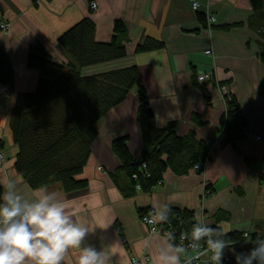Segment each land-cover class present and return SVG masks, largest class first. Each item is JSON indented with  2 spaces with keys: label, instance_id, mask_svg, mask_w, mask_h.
<instances>
[{
  "label": "crops",
  "instance_id": "1",
  "mask_svg": "<svg viewBox=\"0 0 264 264\" xmlns=\"http://www.w3.org/2000/svg\"><path fill=\"white\" fill-rule=\"evenodd\" d=\"M92 1L98 4L96 11L90 8ZM197 1L195 10L191 0H0V18L10 23L9 32L0 33V43L13 70L12 84L0 83L3 195L10 180L17 182V191L28 201L43 191L32 189L16 172L18 147L10 128L19 96L33 93L40 80V73L27 67L29 48L39 43L55 63L66 64L68 59L57 40L84 18L95 24L94 40L98 43L112 40L116 21L127 30V56L85 72L136 66L156 127L162 129L169 122H177L180 137L195 131L198 139L210 146V160L202 173L194 170L176 176L168 171L150 193L138 190L126 198L112 181L121 164L111 145L113 140L126 137L133 158L140 160L142 156L136 91L97 123L90 158L78 176L87 181V187L73 193H65L59 185L46 189L55 192L58 200L68 202L77 212L75 219L93 229L82 247L91 244L103 249L111 257V264H128L133 258L158 264L159 251L173 244L160 225L152 231L143 223L140 209L150 210L149 215L159 221L168 205L171 210L193 212L196 223L204 221L206 226H216L227 234L248 232L264 239V65L258 56L262 41L248 25L253 15L248 0ZM199 12L206 14L208 27L198 20ZM208 16L215 18L211 25ZM146 38L161 41L164 47L136 53L137 45ZM208 73L211 81L198 80L200 74ZM217 85L236 96L242 107L248 130L247 140L237 146L241 154L230 146L218 145L226 103ZM259 136L261 140H257ZM208 187L214 190L209 196ZM134 245H138L137 250ZM140 248L145 249L142 254ZM78 252L70 249L62 264H77Z\"/></svg>",
  "mask_w": 264,
  "mask_h": 264
},
{
  "label": "trees",
  "instance_id": "2",
  "mask_svg": "<svg viewBox=\"0 0 264 264\" xmlns=\"http://www.w3.org/2000/svg\"><path fill=\"white\" fill-rule=\"evenodd\" d=\"M33 1L36 3L37 0ZM248 1L253 10L248 25L262 41L258 56L264 65V1ZM197 17L205 28L208 27L205 13L199 12ZM95 28L91 19L84 18L58 38L57 43L68 59L66 64L55 63L43 45L30 46L27 67L37 70L40 80L33 93L19 96L11 113L10 128L18 147L16 172L32 189L55 185L65 193L85 189L87 181L78 176L90 158L97 138V123L135 90L139 99L137 120L142 131V156L140 160L133 158L126 137L113 140L111 145L121 164L111 177L123 196L131 198L138 190L150 193L163 182L168 171L185 176L200 164L202 168L196 173H202L210 160V146L198 139L195 131L180 137L177 122H169L162 129L156 127L155 115L136 66L94 74L85 72L90 67L127 56V30L122 22H115L114 37L109 43L94 40ZM163 47V42L146 38L137 45L136 53ZM12 82L11 62L0 43V83L11 85ZM226 98L218 145L220 148L230 146L241 154L237 146L247 140L248 125L236 96L228 94ZM213 192L207 188L208 196ZM2 197L0 186V203ZM138 212L141 219L151 213L141 209ZM166 215L167 221H161L159 225L163 230L171 231L173 244L181 233L192 232V226L196 224L194 213L187 210L172 209ZM251 236L253 240L257 238ZM226 238L228 243L244 240L242 233H229ZM234 247L241 248L240 245Z\"/></svg>",
  "mask_w": 264,
  "mask_h": 264
},
{
  "label": "clouds",
  "instance_id": "3",
  "mask_svg": "<svg viewBox=\"0 0 264 264\" xmlns=\"http://www.w3.org/2000/svg\"><path fill=\"white\" fill-rule=\"evenodd\" d=\"M18 187L16 181L10 180L0 203V264H26L28 261L31 264H62L70 249L79 250L77 264H111V257L103 249L98 250L91 244L82 247L93 229L75 219L77 212L69 208L68 202L58 200L57 194L46 188H41L42 194L28 201L17 191ZM165 209L171 211L168 205ZM159 219L164 222L168 216L160 214ZM206 225L204 221L194 224L191 238L195 242L206 241L208 250L213 253V264H222L224 250L229 247L227 233ZM214 236L224 238L213 239ZM243 237L255 246L247 255L234 253L236 264H264V239L253 241L248 232H244ZM169 239H172L171 234ZM137 246L134 245L135 250ZM197 246L193 243L190 248ZM144 250L140 248L139 253ZM188 251L183 246L170 244L159 251L158 264H182L180 254ZM187 264H192L191 260Z\"/></svg>",
  "mask_w": 264,
  "mask_h": 264
},
{
  "label": "built area",
  "instance_id": "4",
  "mask_svg": "<svg viewBox=\"0 0 264 264\" xmlns=\"http://www.w3.org/2000/svg\"><path fill=\"white\" fill-rule=\"evenodd\" d=\"M193 8L196 10L199 6V3L197 0H191ZM90 8L92 11H96L98 9V4L95 1L91 2ZM215 22V18L212 16H208V25H211ZM10 29V23L7 22L5 19L0 18V33L7 34ZM206 54H211V51H207ZM198 80L202 83H207L211 81V75L208 74H200L198 76ZM217 89L224 94V103L227 102L226 96L228 94L226 93V88L220 85H217ZM262 138L259 136L257 137V140H261ZM5 163V155L0 145V167H2ZM202 166L196 165L194 167L195 171L201 170ZM101 169V168H99ZM142 221L144 224L152 227V231H155L159 228L160 220L157 221L156 217L154 215H148L142 218ZM168 239L169 235L172 233L170 230L165 231ZM250 234V233H249ZM251 235V234H250ZM173 237V236H172ZM259 239V238H256ZM170 241L172 239H169ZM254 241V240H253ZM197 244L198 246L196 248H190L191 244ZM229 247L224 250V259L222 261V264L227 263H236L234 253H243L244 255H247V253L255 246L254 244L248 242L247 240H243L240 243H228ZM235 245H240V249H235ZM176 246H183L186 249H189L188 252L180 254L181 255V262L182 264H187V261L191 260L192 264H213L211 261V256L213 253L208 250L206 241L202 240L199 242H195L191 238V232H183L178 236V239L176 240ZM128 264H144L142 260L138 258H133ZM255 264V262H254Z\"/></svg>",
  "mask_w": 264,
  "mask_h": 264
},
{
  "label": "water",
  "instance_id": "5",
  "mask_svg": "<svg viewBox=\"0 0 264 264\" xmlns=\"http://www.w3.org/2000/svg\"><path fill=\"white\" fill-rule=\"evenodd\" d=\"M227 264H236V263H232V262H231V263H227Z\"/></svg>",
  "mask_w": 264,
  "mask_h": 264
}]
</instances>
